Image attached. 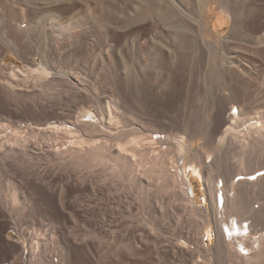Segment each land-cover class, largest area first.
Returning a JSON list of instances; mask_svg holds the SVG:
<instances>
[{
  "label": "bare ground",
  "instance_id": "bare-ground-1",
  "mask_svg": "<svg viewBox=\"0 0 264 264\" xmlns=\"http://www.w3.org/2000/svg\"><path fill=\"white\" fill-rule=\"evenodd\" d=\"M214 8L221 13L212 23ZM7 50H38L43 67L26 74L4 62ZM61 50L90 57L74 52L71 67L57 70L50 57ZM216 50L227 51L212 64ZM235 50H264V0H0V264L99 262L95 248L118 238L105 264L142 246L155 264H264V108L256 106L264 68ZM175 72L191 98L180 124L156 118L144 98ZM189 155L206 183L202 210L178 170ZM85 198L96 200L98 219L94 206L90 215L81 210L91 204ZM111 203L128 210L125 233L107 218ZM182 211L189 226L166 236L164 218L180 224ZM29 215L51 225V239L21 225ZM213 226L207 248L201 234Z\"/></svg>",
  "mask_w": 264,
  "mask_h": 264
},
{
  "label": "rangeland",
  "instance_id": "rangeland-1",
  "mask_svg": "<svg viewBox=\"0 0 264 264\" xmlns=\"http://www.w3.org/2000/svg\"><path fill=\"white\" fill-rule=\"evenodd\" d=\"M214 7H216V6L214 5ZM219 13H221V12H219V9L218 8H214L213 12L211 13V15H212V17H211L212 23L214 22V20L216 19V16ZM215 14H216V16H215ZM230 26H231V21H228V23H225L224 25L219 27L216 30V32L219 33L221 36L222 35H227V33L229 32ZM22 30H24V29H22ZM38 34H39V32H38ZM38 34H37V37H36L37 42L41 40V38L39 36L40 34L39 35ZM92 35L93 34L88 35L89 38H92ZM38 36H39L40 40L37 39ZM146 49H148V48H146ZM37 51L38 50H22L21 53H18L16 50L15 51L14 50H12V51L7 50V51L4 52V56H5L4 62L9 64V65L10 64L19 65V67L22 70H24L26 74H33V73H36V72H40V68L43 67V63H42L43 57L40 54H36ZM61 51H63L62 52L63 56H61L62 58H58V59L52 57L50 55V52L46 51L47 55L51 56L50 59L53 61V63L55 65V67L57 68V70L58 69L59 70L60 69H69L71 67V64L74 62V59H75L74 58L75 56H72V55H74V54H72L74 52L75 53L78 52L79 54L83 53L84 57L85 56H87L88 58L90 57V53L86 52L87 50H61ZM226 51L227 50H216L215 51V55H214L216 57H215V60L212 62V64H214V63L218 64L219 61H220L221 54H222L221 52H226ZM235 51L238 52V55H236V54L235 55L238 56V58H240L241 61H247V63L249 62L255 68H260V69L264 68V56H263L264 50H254V51L253 50H235ZM87 57H85V58H87ZM32 62L34 63V65L31 64ZM81 63L82 62H80L78 66L76 65V67H78V69L80 67L81 70H82ZM181 66L182 65H180V67ZM79 71H80V69H79ZM82 72H83L82 74L85 73V71H82ZM103 75L104 74H102L101 77L104 78ZM93 77H90L91 81L94 80ZM173 77H175V78H173ZM171 78H172L173 81L169 80V84H168L169 86H167L166 89H163L161 91L160 90L158 91V89H157V92H156V89H152V88L146 89V91L144 92V98L146 100L147 105L149 104L148 106H150L149 108L151 109V111L153 112V114L155 115L156 118H158V119H160V118L161 119L168 118L169 119L170 118L169 116H171V118L174 119V122L176 124H180L181 121L180 122L178 121L180 119L179 116L184 114V112L186 111L185 108L187 106H190L191 98L188 96V94H186L187 93L186 85H185V83H183L184 81L180 77V73H178V72L176 73L175 72V75H173ZM176 79H177V81H176ZM171 81L173 82L172 84H171ZM104 91H105V94L109 95V93H110L109 92L110 91V85H108V84L105 85ZM100 92H101V90H100ZM263 94H264V90H262V92L260 93V96L262 95L261 97H263L264 96ZM262 103H264V101H262L261 103L257 104L256 106H258V108H264V105L263 106L261 105ZM256 109H257V107H256ZM234 110L235 109L231 110L230 112L232 114H234L236 112ZM116 111L118 112L119 110H116ZM179 112H181V113H179ZM92 113H93V107L91 105L89 112L87 111V114L90 115V116H88V118H90L91 120H93V119L95 120L96 118L92 116ZM172 115H173V117H172ZM33 121H34V119H33ZM33 121L31 120V121H29V123H27L28 121H25V122L27 124H31ZM26 131H28V128L26 129ZM202 141H203V139L201 138V134H198L197 137H196V141L194 143V147L195 148L200 147L201 144H202ZM191 157H192L191 155H189L187 157L183 156V159H182V161L179 164L178 170H179V173L181 174L183 185H184V188L187 190L188 196L193 200L195 206L202 210V209H205V208L209 207V199H208V193L206 191V183H205L204 178L199 174L196 164L191 162ZM125 184H126V187H124V189L122 188V191L124 190V191L129 192L128 183L125 182ZM129 195H130V193H129ZM85 199H86L85 202L87 204L91 203L90 205L92 206V208L89 207L90 205H85V207L82 208L81 210L85 211V213H86L85 215L93 214L89 210L93 209V206L95 207L94 202L96 200L94 198H85ZM113 205L115 206L116 210L114 209ZM111 206H106V208H108L107 210H105L107 212V213L106 212L105 213L108 215L107 218L111 219V217H112L113 219H116V221H115V223H113V225L118 227V230H121V232L125 233L126 229H125L124 225H125V223H126L125 221L127 219L125 220V218H123V214L122 213L124 212V214H126L128 210L124 207V204H121V206H119V205L113 203ZM256 206H258V204H256ZM120 207H121V209L119 210ZM122 207H123V209H122ZM135 207H137V206H135ZM48 209H50V208H48ZM93 210H94V216H95L93 219L94 220L98 219L101 216V214H102L101 210H99L98 207H95ZM26 214L27 215L29 214L28 211L26 212ZM179 217L181 218L180 224H177L178 223V219L173 220L170 217L164 218L165 221L162 224V229H164V232H165L166 236L168 235V236L174 237L173 235L175 234V232H177L181 228V226L182 227H184L185 225L189 226L188 225L189 223H188L187 220L190 218V216H189V214L186 211H182L179 214ZM39 219H36V221L35 220L33 221L32 218L30 220V215L29 216H25L24 220H21L22 221L21 225L24 228H26L27 230H30V231H34L35 229H37L38 232H40L42 235H46V236H48L51 239L52 238V236H50L51 232H49L50 229H51V227H50L51 225L47 224V226H42L41 225V221ZM184 221L185 222L187 221V222L185 223ZM117 222H118V224H116ZM181 223H182V225H181ZM25 225L26 226L28 225L29 228H28V226L26 227ZM120 226H122V227H120ZM81 227L82 228H78V232L83 233V231H85V230H84L83 226H81ZM91 228H93V226H91ZM95 228L98 229L99 226H96V227L94 226V229L88 230V231H86V233L87 234L93 233ZM89 231H91V232H89ZM124 233H122V236H123V238L127 239V237H128L127 235L129 233L127 235H123ZM10 236L12 238H14L15 240L18 239V241H23V238L19 234H17V232L15 230H11L10 231ZM201 237H204V245L207 248H211L216 242L215 227L214 226L211 227V229L209 230L208 236H204V234H201ZM182 241H179V245L181 247L193 248V245L187 244L186 242L183 243ZM119 242L121 244V240L119 241V238H118L117 241L112 242V243L110 241H108L106 244H104L102 246L100 245L99 247L95 248V251L102 250V252H101L102 254L101 255L104 258L105 257L107 258L108 254H110L113 250L117 249L116 247L120 245V244H118ZM116 244H118V245L116 246ZM142 247H143V249H142ZM142 247L140 249H142L143 251L142 250L140 251V249H139V251H138L139 253L137 252L136 255H132V256H129V257L125 258L124 260H122L123 263H122V261L116 260L117 263L119 262L120 264H124V263H127V264H155V259H154L155 257L152 254H148V253L145 254V252H144L145 251V247L144 246H142ZM114 248H116V249H114ZM167 248L169 250V251H167V253L170 254V252H171L170 248L169 247H167ZM148 251L149 250H147V252ZM50 253H52V248L48 247L47 248V253H46L47 254V258L50 257ZM96 258L97 257L95 255L94 256L89 255L83 260V262L81 264H96V263L97 264H105L106 258L105 259L104 258L101 259V261H99V262H97ZM103 260H104V262H103ZM202 260H203L202 258H200V257L198 258L199 262H201ZM195 264H198V263H195Z\"/></svg>",
  "mask_w": 264,
  "mask_h": 264
}]
</instances>
